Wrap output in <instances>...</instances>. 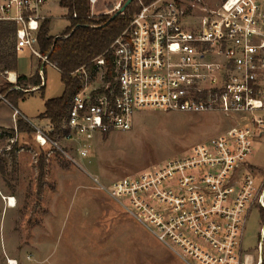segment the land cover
I'll list each match as a JSON object with an SVG mask.
<instances>
[{
	"label": "built area",
	"instance_id": "obj_1",
	"mask_svg": "<svg viewBox=\"0 0 264 264\" xmlns=\"http://www.w3.org/2000/svg\"><path fill=\"white\" fill-rule=\"evenodd\" d=\"M50 1L0 0V21L16 25L18 51L55 67L39 44L41 11ZM140 5L111 46L112 81L104 79V57L94 71L79 70L64 138L87 158L98 135L131 130L139 111L250 114L251 121L137 175L108 186L94 180L188 264H263V245L256 256L242 242L252 207L264 211V181L257 183L248 162L253 139L264 135V0ZM35 128L42 147L58 146L52 129Z\"/></svg>",
	"mask_w": 264,
	"mask_h": 264
},
{
	"label": "rangeland",
	"instance_id": "obj_2",
	"mask_svg": "<svg viewBox=\"0 0 264 264\" xmlns=\"http://www.w3.org/2000/svg\"><path fill=\"white\" fill-rule=\"evenodd\" d=\"M223 1L205 0L210 8ZM60 2L51 0L41 11L50 17L49 33L55 37L62 36L69 25L68 11ZM118 2L96 0L92 14L113 15ZM19 57V71L30 74L38 57L29 50L20 52ZM8 77L7 73L0 75V93L1 89L19 88L11 87ZM44 78L45 90L34 92L35 87L29 85L25 91L30 92L18 98L15 107L34 127L46 130L47 122L39 116L48 99L63 94L64 85L60 71L50 65ZM15 107H11L13 111ZM252 118L248 113L228 117L217 112L139 111L134 114L131 130L98 135L87 158H81L75 145L62 136L54 139L58 146L51 143L42 147L36 133L12 138L7 130L0 131V167L5 168L4 172L0 169V264H10L12 259L16 264H188L94 179L108 186L137 175ZM42 155L44 175L40 178ZM248 162L249 172L262 183L264 135L253 139ZM3 195L15 197L16 207ZM263 222V210L254 205L242 243L245 251L256 256L259 244L264 248Z\"/></svg>",
	"mask_w": 264,
	"mask_h": 264
},
{
	"label": "trees",
	"instance_id": "obj_3",
	"mask_svg": "<svg viewBox=\"0 0 264 264\" xmlns=\"http://www.w3.org/2000/svg\"><path fill=\"white\" fill-rule=\"evenodd\" d=\"M140 1L151 3L154 0H134L124 13L111 20L112 14L109 13L99 16L92 15L93 0H61V6L68 11L66 18L69 25L62 37L56 41V37L49 34L50 20L43 21L39 33L40 50L43 55H48L50 63L60 71L64 85L63 94L60 97L48 99L45 103V111L39 116L51 121L50 137L52 139H57L58 136L65 137L69 133L65 125L72 99L82 84L79 70L85 68L89 72L94 71L96 69L95 60L104 57L109 68L104 79L106 82L112 81L114 66L111 46L129 26L133 16L141 9ZM110 10H113V7ZM16 32L17 27L14 23L0 21V71L2 73L18 70ZM43 81L40 71L31 77L19 75L17 82L11 84V87L19 88L9 91L1 89V93L15 107L18 98H23L28 93L25 89H28L29 85L40 86L38 90L44 91L46 85ZM8 133L14 138L18 134H34L36 128L24 117L18 116L17 129L8 131ZM44 163L45 158L42 155L40 157V178L44 175ZM0 169L5 171L3 166Z\"/></svg>",
	"mask_w": 264,
	"mask_h": 264
},
{
	"label": "crops",
	"instance_id": "obj_4",
	"mask_svg": "<svg viewBox=\"0 0 264 264\" xmlns=\"http://www.w3.org/2000/svg\"><path fill=\"white\" fill-rule=\"evenodd\" d=\"M123 2V0H120ZM43 15V14H42ZM44 17V20L46 19H49L50 17H48L46 14L43 15ZM50 35L54 36L52 33H49ZM17 49V48H16ZM18 70L15 72V71H5V72H1L0 71V75H4L7 73V75L9 74V77L8 79L13 82V83H16L17 82V78L19 75H25V76H28V77H31L33 76L37 71H40V74L43 78V84L46 85V79L44 78L46 76V68L48 65L50 64H47L45 63L43 60L39 59L32 62L31 64V67H32V71L30 74L26 75V74H23L19 71V54H20V51H18ZM22 52V51H21ZM51 67L57 69L56 67L50 65ZM43 68H45L43 70ZM58 70V69H57ZM15 74V79L13 80L12 78V74ZM46 87V86H45ZM40 88V86H36L34 88V92L37 91L38 89ZM27 92H30V91H27ZM14 109V106L8 102V100L4 97V95H2L0 93V130H7V131H12V130H16L17 127L15 126V123L13 120L14 117L16 118V122H17V119H18V116H22L24 117L27 121H29V118L27 116H25L24 114L21 113V111H18V109L15 108V111L12 110V108ZM5 109V110H4ZM45 111V110H44ZM44 121L47 122V126L45 127L46 130H50L52 129V124H51V121L48 119V118H44ZM30 122V121H29ZM31 123V122H30ZM15 127V128H14ZM13 128V129H12ZM13 197L11 195H3L2 198H7V197Z\"/></svg>",
	"mask_w": 264,
	"mask_h": 264
},
{
	"label": "water",
	"instance_id": "obj_5",
	"mask_svg": "<svg viewBox=\"0 0 264 264\" xmlns=\"http://www.w3.org/2000/svg\"><path fill=\"white\" fill-rule=\"evenodd\" d=\"M134 0H126L119 9L115 11V13L111 16V20L117 17L119 14H122L125 12V10L128 8V6L133 2ZM62 36H57L55 38V41L58 40Z\"/></svg>",
	"mask_w": 264,
	"mask_h": 264
},
{
	"label": "bare ground",
	"instance_id": "obj_6",
	"mask_svg": "<svg viewBox=\"0 0 264 264\" xmlns=\"http://www.w3.org/2000/svg\"><path fill=\"white\" fill-rule=\"evenodd\" d=\"M12 78H13V80L15 79V74L13 73L12 74ZM7 200H8V204L11 206V207H16V199H15V197H8L7 198ZM10 262V264H16V261L15 260H11V261H9Z\"/></svg>",
	"mask_w": 264,
	"mask_h": 264
}]
</instances>
